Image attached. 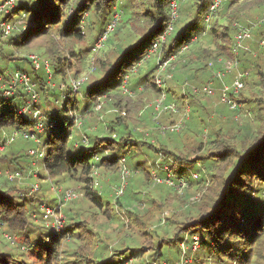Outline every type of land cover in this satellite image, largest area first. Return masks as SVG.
<instances>
[{
	"label": "rangeland",
	"instance_id": "1",
	"mask_svg": "<svg viewBox=\"0 0 264 264\" xmlns=\"http://www.w3.org/2000/svg\"><path fill=\"white\" fill-rule=\"evenodd\" d=\"M78 1L79 0H69V2L63 4L64 10H66V14L68 13L66 16L69 15L70 8L72 6H75ZM226 1H229L230 5L226 6L225 8L223 7L220 13L218 12L213 22L211 23V28H215L214 33H211L209 37L205 36L201 40L203 42L200 41L203 46L206 45V47L204 48L208 49L209 47V61L215 62V66L209 65V69L212 70L214 75L217 70L221 69L222 65L218 62V59L221 55L218 54L219 52H217V50L226 53L229 51L234 41L236 30L235 25L242 24L251 26L254 32V40L251 42V46L253 48L250 49V51L253 52L252 54L254 58L249 61V64L247 66L244 65V58H242V69L250 73L249 80L256 77V69L260 70L263 79L261 82L262 86L256 83V87L254 90L259 95L264 96V47L260 45V40L264 37V23H258L259 18L264 13V0ZM124 2H127V0H116L113 8L115 6L118 7V5L120 6V8H122L121 4H123ZM130 2V6L128 7L130 9V14L126 15V11L123 10V17L120 21V23L124 21L122 24V29L126 22H128V25H130L127 26L125 30L113 31L108 37L105 48L97 53L90 54V48H92V46L94 45L96 39L103 31V28L101 29V26L98 23L100 21V15L97 14L94 10V7H92L90 9V16L88 14L89 19H87V24L86 18L82 23V29L84 30L86 36H69L62 38L59 37L60 35L57 30H53L44 37H39L37 39L35 38L32 42H29L21 48L19 46H15L14 40H11L12 43L10 40L9 42L5 41L0 46L2 48V50L0 51V65L1 67L9 69L19 68L33 76L34 70L31 65V61L22 59L28 54L35 52L45 58L49 57L51 58V60H58V58H61V60L63 61L65 60L64 62L67 63L66 71L68 72V74L64 75V77H66L65 80L61 76L55 74V82L57 84V87L55 88L57 89H51L49 92H47L45 89L42 90V92H40L41 99L39 102V106L43 111H47L48 109L51 110L52 108H65V106H63L62 104L66 101L65 96L67 95V90H58V86L61 83H65L66 85H68L70 84L71 80L85 75H89L90 82L91 79L95 80L97 78L96 76L103 75L104 71L109 66L102 72V74L101 71L100 73H98L101 68L100 66L107 63L108 65H110V63L116 60L115 57L117 53L119 54L120 50L128 47L130 44L136 41V39L131 41L133 38L125 39V37L127 36L126 33L130 29L134 28L138 32L137 34H139V31H143L147 27L148 17L146 16V13H150L154 10V0H131ZM24 3H26V0H16L17 6ZM196 15V0L181 1L179 18L176 22L175 30L173 31V34L172 36H170L169 40H171L173 36L178 33V30L182 26H186L189 21L196 17ZM4 17L2 19H4ZM125 17H129L130 20H124ZM15 18H17V14L14 15V19ZM20 18L23 19V16L21 15ZM23 22H25V20H23ZM226 26H228V29H226ZM201 28H204V25L202 26V24H200L196 31H199V29ZM224 30L230 33L229 40L226 43L223 41ZM136 35L134 38H137ZM189 37L190 33L187 38ZM224 43L225 46L221 50H219L221 45L223 46ZM194 48L193 51H191V53H193L192 57L197 54V46H195ZM4 53H6L7 55ZM10 53L15 54V56H10ZM187 55L188 53L180 55L172 62V65L175 66V69H169L170 71L174 72V77L170 81H176L175 78L178 72L179 63H184L186 61ZM155 58V56L149 58L142 68L138 69L137 72L130 75L129 86L133 91V96L130 97L129 94L122 93L124 97L131 99L132 101L129 106L125 107L121 111V113L126 118H131L133 122H131L130 125V121L126 120L129 124V128L119 125L115 126V129H117L116 131L121 134L125 130H128L132 133L135 140L143 142L139 143V146H133L134 148L132 149V153L127 155V164L132 172L129 177V185L124 195L125 197L122 196V199L117 198L113 190V187L116 186V184L119 182L120 176V170H118L117 165L111 166L109 168H104L103 166L100 167L99 180L101 186L99 187V189H93V191H97L101 194L105 207H98L95 206V204H93V202L86 196V183H84L83 180H79V176H76V172L75 175L74 173H49L43 167L41 161L42 159H38V157L35 156L37 152L43 151V143L41 144V147H38V142L31 139L28 140L18 134L13 142L8 145L6 144V148L4 150H0V192L4 193L2 195L3 198L0 200V202L3 203V205H0V253L3 252L5 254H8L9 257L18 260L15 263L20 262L19 264H57L63 263V258H65L64 260H66L68 264H72L74 260L72 258V255L75 256L74 251L77 249L75 246L78 245V243L74 245L71 243L73 237L71 236V234L67 233V230H65L64 227L66 225H70L69 222L71 220L80 219L85 220V223L89 227H91L95 232L99 233L100 238L104 240L103 243L106 244V251L103 255H101V257H98L99 250L96 249H100L103 243H101L99 247H97L96 243H94L95 247L93 244L92 249H90V246H88L87 244H84V246L86 247L82 251L84 253V256L81 260H79L78 264H82L83 259L87 260L85 258L91 256V254L94 257L95 261H86L88 264H96L101 258L108 257H110L109 264H116L119 260L121 261V264H147L148 260L156 262V264H174L176 261L181 259L182 251L179 248L178 241L176 242L175 240H173L175 241L172 242L173 244H167V242L170 240L169 238L172 236L169 235V233L175 230L173 227L170 228L165 226L168 225L170 221L168 218L167 222L165 221V214L167 215V213L170 212L171 216L174 212H178L179 209H182L181 203L186 199V197L179 196L172 187H169L163 183L155 184L150 179L151 172L158 169L160 167V163L171 161L169 162V164H172V159L166 160L165 158H162L163 154H161L160 151L158 152L156 149V147L160 148L162 147V145H164V143L160 141L161 138L165 139V136H167L171 132H161V124L169 126L172 123L178 122L180 117L176 121H169L170 119H168L167 117L172 116L170 112L163 113L162 115L155 114L156 112L154 111L153 104L159 95L157 89L156 91H154L152 88L147 87L146 89L143 88V91L140 90L142 92H138L135 91L132 87V85L136 83L137 78L134 80L136 75L141 73L143 76L145 75V73L150 72L151 69H153V72L156 73L157 60ZM104 61L105 63L103 64ZM93 67L95 68L93 69ZM41 71V75L46 80L48 74L44 67L41 68ZM76 71H78V73ZM182 80L179 78V81L182 84H180L179 88L175 89L179 95L183 93L182 86L185 82H189L192 85H203L196 84L191 80H184L183 82ZM170 81L167 80V85ZM212 81L214 82V79L213 77H210L209 82ZM188 92L190 91L188 90ZM78 98H80L81 101L84 100V91L79 93V97H77V99ZM108 98H110V96L108 95L102 96L100 100L103 105L102 109L95 110V113L90 112V115L87 117H85V115H82L83 125L80 128L73 127V138H75L74 141L80 144L83 143V139H85V136H88V133L91 134V131L97 132L101 136H111L112 138H115V136H112V133H115L114 131H106L104 128V125L106 123H110L109 114L105 113L104 111L105 107L107 108L110 106L107 103ZM174 100L177 102L179 101V99L177 98H174ZM185 100L187 99L185 98L184 101ZM70 103L71 102H69L68 104L69 106L71 105ZM125 104L126 99H123V105ZM178 104H182L181 100L178 102ZM6 107V105L0 104V113H2ZM250 107L254 111L256 110V107ZM213 109L215 110L214 113H217L216 115H222V118L225 119L227 124L232 121L231 118H233L234 114L227 105H217L216 109ZM201 113L202 112H200V114ZM214 113L210 110L209 117H213ZM65 114L66 113L64 112V110L61 111L62 116ZM202 117L204 118V120H206V122L201 123L200 119H198L196 125L190 130V134L193 133L194 142L192 144H189L179 139L177 148L175 149L185 152L186 145L192 146L205 141L206 145H203L204 152H209L210 156V153L212 154V152H217L222 148L219 143H209L211 136L210 119L208 118V115H204ZM94 126H96L95 129H93ZM14 131H16L15 128H7L6 130H3V132L0 133V140H4L2 138L7 139L9 135L12 136L14 134ZM36 133L43 139L48 136L47 130L44 132H38V130H36ZM180 136H182L181 138H183L184 135H179L176 133V137ZM89 138L90 137L88 136L87 143L89 141ZM70 140L72 141V139ZM250 140L251 138L249 139V141ZM71 141H68V152L71 159L75 161L80 158L77 156V154L80 155L82 153L83 147H76ZM147 142L153 143L155 147L150 146ZM229 142L232 145L237 144L238 146H240L238 142ZM84 144L86 143H83V145ZM112 145H114L113 141H109V143H104L100 148L94 149L93 151L98 152L101 156H103L104 153L106 155L107 150L108 155H110L114 150V147ZM91 147L94 148V145H92ZM46 152H49L47 148ZM184 154L185 153H181V155L183 156ZM87 156L89 158V161L94 160L93 154H88ZM189 159L194 158L190 157ZM180 165V163L174 165L175 171L178 176H182L187 172L190 173L191 171L196 170L192 169L190 165L185 164V167L191 168V170L186 169L187 172H184V169L182 171ZM225 165L226 163L219 165L220 169H218V171L224 169ZM160 174L161 176H164L163 171H161ZM37 185L39 186V188L35 189ZM57 186L66 191L74 190L78 194V198L74 201H60L59 194L53 189ZM255 186L264 188L263 185H259L258 182L255 183ZM199 187H202L203 190L198 189ZM220 187L221 184L216 181L207 191L206 189L208 187H204V183H194V185L191 186L192 191L189 192V195L192 196L191 198L196 196L200 197V193H197V191H200L201 194L205 191L209 193V201L210 197L216 194ZM129 189L131 192L135 191V193H133L132 195V198H134L132 200L129 198V194L131 193L129 192ZM164 198H169V200H165V202H163L165 204L162 203ZM121 200V203H123L124 206L120 205ZM126 200L127 202L129 201V203H127ZM5 202H9L10 205H4ZM46 205L55 208L56 211H58L59 217H62V219H64L63 226L60 227L59 230L53 228L52 222L47 223L43 220L42 208ZM152 205L153 208H161V211L156 215L154 222L147 221V223L143 225L145 226L146 230L149 229L151 232H155V230H157L158 228L159 231H163L161 233V237L163 238L162 250L164 256H157V260L152 256V254H154V251H156L157 244L161 243L160 238L158 242L150 239H147L146 241L145 239L148 238L147 236H150V233L148 232L144 234V236H142V231H140V229L136 226L138 219L145 221L149 219V214H146V211ZM23 208H25V210L27 211L26 217L28 221H26L25 223L21 221V223L17 224L19 219H23ZM104 208H108L106 214L103 213ZM202 208H204V206H202ZM128 210L135 211L132 219H130ZM2 211H5L4 218L6 220L3 222V217L1 214ZM180 213L181 211H179V213L177 214ZM176 220H178V216H175L174 220L172 221L174 222ZM12 221H14V226H12ZM162 221H165L166 223L163 225ZM178 226L180 225L178 224ZM50 233H57L61 235L60 245L58 246L59 253H54L55 258H51V255L49 257V255L47 254L48 250H46L45 246H42L43 243H41V245H36L33 251H29L28 244L32 245L33 243H35V240L38 236L53 243L54 237L51 236ZM130 233L131 236L133 235V237H126V235L128 236ZM194 234L198 236L197 233ZM9 236L14 237L15 240L10 239ZM124 237L130 244V246H128V244L122 245V238ZM260 239L259 241L261 243H259L258 241V243L255 245L258 251L257 256H253L252 261L248 264H264V231ZM141 241L145 243L146 247L144 249L145 254L143 257L140 256L138 250L133 251L132 249L127 248L140 245ZM25 242L28 244H26ZM93 250H95L97 253L94 254ZM208 252V250L206 253V249L204 250L203 248H200L199 251L192 257V264H221V262H224L223 264H241L239 262H234L233 260L230 261L228 259H226V261H222L212 253L209 255ZM188 256H192V254H188ZM126 257L128 258L125 259Z\"/></svg>",
	"mask_w": 264,
	"mask_h": 264
},
{
	"label": "trees",
	"instance_id": "2",
	"mask_svg": "<svg viewBox=\"0 0 264 264\" xmlns=\"http://www.w3.org/2000/svg\"><path fill=\"white\" fill-rule=\"evenodd\" d=\"M130 1L131 0H127V2L121 4V7L123 8L121 9L126 11V15L130 14V9L128 8L131 3ZM169 1L170 0H154V10L150 13H146V16L148 17V25L145 30L139 31V34H137L138 32L134 28H132L126 33L127 36L125 37V39L133 38L131 41H133L134 39H136V41L130 44L131 46L129 45L128 47L120 50L119 54L117 53L115 57L116 60L110 63V65H108L107 63L100 66L101 68L99 72H97L100 73L101 71V74L108 66L109 67L104 71L103 75H98L99 77L96 76L97 78L95 80L91 79L90 82L86 83L83 86L81 91H84L85 93L84 100L81 101L77 99L76 96H72L71 84L66 85L67 95L65 96L66 101L63 105L65 106V108H52L50 111H48L51 120L48 121L45 125V131H48V136L43 139L39 135V137L41 138V142L43 143V151L45 152V156L41 160L43 167L49 173H74L75 175L76 172V176H79V180H83L84 183H86V196L93 202V204H95V206L105 207L101 194L91 189V171L95 163L93 161H89L87 155H94V149L100 148L104 143L113 141V152L110 155H105L104 153L100 162L96 164L100 167L103 166L104 168H109L111 166L117 165L118 158L123 156L127 158V155L132 153V149L134 148L133 146H139V143H143L141 141L139 142L135 140L130 131L125 130L121 134L116 131L117 129H115V126L119 125L129 128V124L126 120L130 121V125L131 122H133L131 118H126L121 113L123 108L129 106L130 104L126 102L125 105H122L123 101L119 98L120 94L122 95L120 89L121 78L138 59H140L146 52H148V49L150 48L155 37L166 27L169 19ZM211 1L212 0H196V17L189 21L186 26H182L178 30V33L174 35L173 38L169 40V42L165 45L164 54L166 56L171 55L177 48V46H179L181 42L187 39L189 33L191 35V33L198 28L199 22L205 10L209 7ZM67 2H69V0H26V3L17 6L13 13V17L15 14H17V18H19L21 15L25 16L28 22L26 29L22 31H15L5 41L9 42V40H14L15 46H19L21 48L29 42H32L35 38L37 39L39 37H44L53 30H57L60 35L58 36L62 38L69 36H86L84 30L80 27V21L85 13L88 12L90 16V9L92 7H94L95 12L100 15V21L98 23L100 24L101 29L103 28L104 31L110 19L113 5L116 0H79L75 6H72L70 8L69 15L66 16L68 13L66 14V10H64L63 4H66ZM229 5L230 2L224 0L222 5L216 11L213 20L218 12L220 13L223 7L225 8ZM89 16L87 19H89ZM11 19L14 20V18ZM124 20H130V18L125 17ZM123 22H119L120 25L118 24L115 31L125 30L127 26L130 25H128V22H126L122 29ZM226 29H228V26H226ZM214 30V27H210L207 37H209L211 33H214ZM223 34V41L226 43L229 40L230 33L224 30ZM135 35L138 39L134 38ZM5 41H3L2 43H4ZM252 41L253 40H250L247 43V48L242 50L240 59L244 57L245 53H252L248 49V45H251ZM2 43H0V46ZM225 43L223 44V46L220 44L221 47L219 48V50H221L225 46ZM1 50L2 48L0 47V51ZM230 50L231 47L227 53L220 52L218 50L217 52H219L218 54H220L221 56L228 58V56L231 54ZM91 53L92 52L90 48V54ZM10 56L14 57L15 54H11ZM250 56H252V54ZM250 58L253 59L254 57L252 56ZM22 59L28 61L26 56ZM48 59L51 60V58L49 57ZM251 59L245 61V66L249 64V61ZM64 61L61 60V58H58V60H51L54 73L58 76H61L65 80L66 77H64V75L68 74V72L66 71L67 63H65ZM187 62H184L183 64ZM202 62L205 66L210 67L209 52L204 56ZM104 63L105 61L103 62V64ZM188 64H190V61L187 64L183 65L182 68H186ZM1 68L4 69L5 67ZM39 71H33V78H35V80L37 81L38 90L42 92V90L45 89L47 92H49L51 88L48 86L47 82L41 75L42 71ZM76 72L78 73V71ZM255 74L256 77L249 80L250 73L248 72V76L245 78V86L237 97L238 102L241 104V108L235 112L228 107L234 114L233 118H231L232 121L229 124H227L225 119L222 118V115H216L217 113H214L215 110L213 108L216 109V107L214 106L210 107L209 110L200 109L199 111L194 110L192 106L191 118L189 119L191 121L189 126L185 127L182 132H170L167 136H165L166 141L163 138H161L160 140L162 143H164V145H162V147L160 148L156 147L157 151H160V153L163 154L162 158H165L166 160L172 159V164L170 163V165L173 168L174 165L180 163V168L182 169V171L184 169V172H187V170H191V168L197 169V166L200 163L206 170L205 174L197 179L193 177L191 172H187L185 176L189 182V186L183 190L182 194L175 190L179 196L186 197V199L181 203L182 209H179L178 212H174L171 216L170 212L167 213V215L165 214L166 222L167 218L172 221L174 220L175 216H178V220L174 222H170L168 220V225H165L170 228L173 227L175 230L169 233V235L172 236L167 242L168 245L173 244L172 242L178 241L179 248L182 251L181 243L185 241L186 236L188 235L187 243L190 244L193 234L197 233L200 239V248H203L204 250L206 249V253L208 250L209 255L212 253L222 261H226V259H228L230 261L233 260L234 262L236 261L241 264H248L252 261L253 256H257L258 251L255 245L258 243L264 231V188L255 186V183L258 182L259 185L262 184L264 187V96L259 95L254 90L256 87V83L262 86L261 82L263 80L260 70L256 69ZM143 79L146 86H150L151 88L156 89L153 77V69H151L150 72L146 73ZM113 92H115V94L114 96H111ZM104 94H106V96H110V98L107 99V103L113 107L112 109H115L109 114L110 123H106L104 125V128L106 131H114L116 133V137L112 138L111 136H101L100 138L99 136H96L97 134L92 136L88 133V136L90 137L89 144L88 146L83 144L79 145L80 147H83V151L80 155L77 154V156L80 158L74 161L73 159H71L68 152V141H71L70 139H72L71 142H73V144L75 145V138H73V126L75 124V121L73 122L74 117L70 116L69 114L68 104L69 102H71L70 104L72 105V109L80 116L84 115L85 111L91 108V112L95 113V107L99 102L98 99ZM217 94L215 96L218 97ZM28 96V93H26L23 89H19L18 93L12 98L7 100H4L3 98L0 99V104L7 106L4 111L0 113V133L7 128H15L17 131L34 129V123H31L28 117L19 113V107L26 103ZM215 96H209V98ZM185 98H188L192 103V99L198 98V96H194L191 93H188L186 96L182 95V104L184 103ZM250 106H254V108L256 107V110L254 111ZM63 110L66 114L62 116L61 111ZM210 110L214 113L213 117H209ZM245 110H249L251 112V115H245ZM104 111L106 112V107L104 108ZM200 112L202 113L200 114ZM171 114V117H175V114ZM236 114L240 115L238 119L235 117ZM204 115H208V118L210 119L211 136L209 143H219L222 148L217 152H212V154L210 153V156L209 152H204L203 145H206L205 141L192 146L186 145L185 152L175 149L177 148L179 139L189 144H192L194 142V136L193 133L190 134V130L196 125L198 119H200L201 123L206 122V120H204V118L202 117ZM52 122L54 123L52 124ZM176 133L179 135H184L183 138H181L182 136L176 137ZM71 135L72 138H70ZM99 138L102 139V141H100ZM250 138L251 140L249 141ZM2 139H4V141L6 140L5 138ZM229 141L238 142L240 146H238L237 144L232 145ZM147 143L150 146L155 147L153 143ZM41 144H38V147H41ZM92 145H94V148L91 147ZM46 148L49 150V152H46ZM181 153H185L184 156L181 155ZM190 157L194 159H189ZM169 162L171 161L162 162L160 163V165ZM223 163H226V165L224 166L225 168L218 171V169H220L219 165ZM185 164L190 165L191 168H186ZM216 181L221 184V187L220 189H218L216 194L210 197L209 201V193L205 191V193L202 192V194L200 191H197V193H200V197H196L194 200L191 198L192 196L189 195V192L192 191L191 186L194 185V183H204V187H208L206 189L208 191ZM198 189L203 190L202 187H199ZM129 192H131L130 189ZM133 193H135V191L129 194V198L131 200L134 199L132 198ZM3 194V192H0V200L3 198ZM119 199L122 198L120 197ZM165 200H169V198H164L162 203L165 202ZM121 202L122 200L120 201V205L124 206ZM127 203H129V201ZM0 205H3V203L0 202ZM4 205H10V203L5 202ZM202 206H204V208H202ZM23 209V219H19L17 224L21 223V221L23 223L28 221L26 217L27 211L25 210V208ZM160 209L161 208L157 209V207L153 208L152 205L146 211V214H149V219H147L146 221L138 219L136 225L140 229V231H142V236H144V234L148 232L150 233V236H147L148 238L145 239L146 241L147 239H150L158 242L160 238L161 243L157 244L156 251H154V254H152V256L156 260L158 258L157 256H164L162 250L163 238L161 237V233L163 231H159L158 228L157 230H155V232H151L149 229L146 230L143 224H146L147 221L154 222L156 215L161 211ZM107 211L108 208H104L103 213L106 214ZM179 211H181V213L177 214L179 213ZM4 212L5 211L1 212L3 217L2 222L6 221L4 218ZM128 213L130 219H132L135 211L128 210ZM165 221H162L163 225L166 223ZM12 222V226H14V221ZM69 224L70 225H66L64 229L67 230V233L71 234V236L73 237L71 243L73 245L78 243V245L75 246L77 248L74 251L75 256L72 255V258L74 259L72 264H78L79 260H81L84 256V253L82 252L86 248L84 244H87L88 246H90V249H92L94 243H96L97 247H99L101 243L104 242V240L100 238L99 233L95 232L85 223V220H71ZM178 224L180 226H178ZM50 235L54 237L53 243L47 241V239L41 238L40 236L36 238L35 243H33L32 245L25 242L29 245V251H33L36 245H41V243H43L42 246H45L46 250H48L47 254L49 255V257L51 255V258H55L54 253H59L58 246L60 245L61 235L57 233H50ZM126 237H133V235L131 236L130 233L128 236L126 235ZM122 239V245L128 244V246H130L125 237ZM260 241L259 243H261ZM105 245L106 244L103 243L100 249H96L99 250L98 257H101V255L105 253ZM127 248L132 249L133 251L138 250L140 256L143 257L145 254L144 249L146 247L145 243L141 241L140 245ZM199 249L195 252L189 250L188 254H192L193 257L195 253L199 251ZM93 253L96 254L97 252L93 250ZM127 258L128 257H126L125 259ZM64 259L65 258H63V263L57 264H68V262ZM85 259L87 260L83 259L82 264H88L86 261H95L92 254ZM16 261L18 260L9 257L8 254H5L3 252L0 253V264L20 263H15ZM109 261L110 257L101 258L96 264H109ZM179 261L180 260L176 261L174 264H177ZM192 263L193 260L190 264ZM223 263L224 262H221V264ZM116 264H121V261L119 260Z\"/></svg>",
	"mask_w": 264,
	"mask_h": 264
},
{
	"label": "built area",
	"instance_id": "3",
	"mask_svg": "<svg viewBox=\"0 0 264 264\" xmlns=\"http://www.w3.org/2000/svg\"><path fill=\"white\" fill-rule=\"evenodd\" d=\"M181 1H169V19L166 27L155 37L150 48L148 49V52H146L140 59H138L133 64V66L130 67L126 74L123 75L120 84V89L123 93L132 95L128 87L130 75L137 72L138 69H140L148 61L149 58H151L152 56L157 57V71L154 76V82L159 89V95L153 104L154 111L156 112L155 114L162 115L163 113L170 112L180 115V119L176 123H172L169 126L161 124L160 130L161 132L163 131V133H166L168 131H182L186 127L187 121L191 118L192 113V106L188 100L184 102L182 107L179 106L177 102L168 100L166 82L167 80H172L174 77V72L169 70L175 69V66L172 65V62L178 56L187 53L195 42H197L201 37L207 34L212 18L218 8L222 5L224 0H212L209 7L202 16V21L206 24L205 29L201 30L199 33L192 34L190 38L185 39L183 42H181V44L174 50L171 55L165 56L163 53V49L168 43L169 38L176 26V22L178 21ZM16 6V0L0 1V43L7 40L15 31H22L27 27L28 22L25 19V16H23V19L20 17L14 20L11 19L14 18L13 13ZM122 15L123 10L119 7V5L118 7L115 6L111 12L110 19L105 30L99 35L94 45L92 46L93 53H97L105 48L109 35L113 31H115L120 20L122 19ZM3 17L4 19H2ZM85 18L87 21L88 12L82 16V19L80 21L81 28L83 27L82 23L84 22ZM23 20H25V22H23ZM258 23H264V13L259 18ZM235 27L236 33L234 36V42L231 46V57L218 59V62L222 65V67L215 72V78L222 82L219 89V102L221 104L227 105L232 111L236 112L241 108V104L238 102L237 97L239 96L241 90L244 88L245 78L248 76V71L242 69L240 54L243 49L247 48V43L250 40L254 39V32L253 28L248 25L236 24ZM260 45L264 47V37L260 40ZM26 57L28 61H31V65L35 72L41 70V68L44 67L48 74V77L45 81L51 89L57 87V84L55 82V73L50 59L45 58L35 52L28 54ZM209 65L215 66V62L210 61ZM94 68L95 67H93V69ZM231 74H233V79L231 82H227L226 78ZM89 79V75H85L71 80L70 84L73 96L77 97L79 95L81 89L86 83H88ZM182 87L184 94H187L188 90L195 96H213L216 94V88L213 82H209L204 85H192L189 82H185ZM66 88L67 87L65 83H61L58 86V90L60 91H65ZM19 89H23L29 95L26 103L20 106L19 113L28 117L31 123H34V129L15 131L14 134L12 136H8L5 141L0 140V150H4L6 148V144L8 145L13 142L18 134L26 139H32L40 144L41 138L36 133V130H38V132H44L46 123L48 121H51L47 111H43L39 106L41 94L38 90V85L35 78H33L32 75L28 74L22 69H3L0 66V99L3 98L4 100H7L12 98L18 93ZM100 100L101 97H99L98 99L99 102L95 107L96 110H100L102 108V102ZM69 114L70 116L74 117L73 122L75 121V124L73 127L80 128L83 125L82 116H80L72 109V105L69 106ZM245 115H251V112L249 110H245ZM235 117L238 119L240 115L236 114ZM53 123L54 122H52V124ZM70 138H72V135L70 136ZM87 140L88 136H85V139H83V143H86L84 144L86 146H88L89 144V141L87 143ZM81 144L75 141V146ZM106 155H108L107 150ZM35 156H37L38 159H42L45 156V152H37ZM93 158V162L95 164L93 165L91 171L92 181L90 186L91 189H99V187L101 186L99 180L100 166H97L96 164L100 162L102 156L98 152H95ZM117 166L118 170H120L119 182L116 184V186L113 187V190L115 196L117 198H120L124 196L127 191L129 185V177L132 171L130 170L127 164V159L124 156L118 158ZM161 171L164 172V176H161ZM205 172V168L199 163L198 168L191 171V174L195 179H197L205 174ZM151 181L155 184H166L167 186L174 188V190H177L179 193H182L183 190L189 186V182L186 176H178L175 169L169 163L160 165L158 169L153 170L151 172ZM38 188L39 186L37 185L35 189ZM53 189L59 194L60 201L67 202L78 198V194L74 190L66 191L59 188L58 186L54 187ZM196 197H193L192 199L194 200ZM42 209L43 220L47 223L52 222L53 228L59 230V228L63 226L64 219H62V217H59L58 211H56L55 208L49 205L43 206ZM9 238L15 240V238L12 236H9ZM187 238L188 235L186 236L185 241L181 243V259L177 264H190L193 258L192 256H188L189 249L195 252L200 248L199 236L194 234L192 236V241L190 244L187 243ZM147 264H156V262L148 260Z\"/></svg>",
	"mask_w": 264,
	"mask_h": 264
},
{
	"label": "crops",
	"instance_id": "4",
	"mask_svg": "<svg viewBox=\"0 0 264 264\" xmlns=\"http://www.w3.org/2000/svg\"><path fill=\"white\" fill-rule=\"evenodd\" d=\"M199 42L193 44V46L191 47L190 53L188 54V56L186 58V61L185 62H187V60H188V62L190 61V64H188V66L186 68H182V66L185 65V64H187L188 62L185 63V64L179 63L178 72H177V75H176V81H170L168 83V85L166 83V89H167V92H169L168 93V98H169L170 101H174V98L179 99V101L181 100L180 99L181 98V96H180L181 94L179 95L178 92L175 90L176 88H179L180 84H182V83H180L179 78L181 80L183 79L182 82L184 80H191L192 82H194L196 84H206V83L209 82V78L210 77H213L214 82H215V87L217 89V92L219 91V88L221 86V81L215 79L214 78V73L212 72V70L209 69L208 66H205L204 63L202 62L204 56L207 55V53L209 52V50H208L209 47H208V49H206V48H204V47H206V45L203 46L201 44V42H203V41H201L200 43ZM195 46H197V48H196V53L197 54L194 55V57H192V54L193 53H191V51H193V48ZM252 48L253 47L251 45H248L249 51ZM251 54L250 53H248V54L245 53V55L243 57L244 58V65H245V61L248 60V59H251L250 57L253 56V54H252V56H250ZM230 56H231V54L228 56V58ZM220 58H226V57L220 56ZM145 75H146V73H145ZM145 75L142 76V74L140 73V74H138V75L135 76L134 80L137 78L136 79V83L134 85H132V87H133V89L135 91L142 92L144 90L143 88L146 89L147 87H150V86H146V84H145V81L143 79ZM209 75H210V77H209ZM232 79H233V74L228 75L227 78H226V81L227 82H231ZM133 83H134V81H133ZM152 89L154 91H156L155 88H152ZM140 90H142V91H140ZM114 94H115V92H113L111 94V96H114ZM170 94H171V97H170ZM218 97H219V95H218ZM218 97L215 96V97L210 98V100H209V97H207V96H201V97L198 96V98H193L192 99V103L191 104H193L192 106H193V109L194 110H197V111H199L200 109L201 110H209L210 107H213V106L216 107L217 105H219V99H218ZM119 98L122 101H123V99H126V102L127 103H131V101H132L131 99H128V98L124 97L121 94H120V97ZM112 108L113 107L111 105L109 107H107L105 113L110 114L113 110H115V109H112ZM91 111H92V108L91 109H87L85 111V114H84L85 117L89 116ZM179 117H180L179 115H175V117H167V118L171 119L169 121H172V120L173 121H176V120L179 119ZM190 121L191 120L187 121L186 127L189 126ZM95 128H96V126L93 127V129H95ZM95 134H97L96 136H99L101 138V135H99V133L94 132V131H91V135L92 136L95 135ZM100 138H99V140L102 141V139H100Z\"/></svg>",
	"mask_w": 264,
	"mask_h": 264
},
{
	"label": "clouds",
	"instance_id": "5",
	"mask_svg": "<svg viewBox=\"0 0 264 264\" xmlns=\"http://www.w3.org/2000/svg\"><path fill=\"white\" fill-rule=\"evenodd\" d=\"M207 10V9H206ZM205 10V11H206ZM214 17V16H213ZM212 20H213V18H212ZM211 23H212V21H211ZM211 23H210V26H209V29H210V27H211ZM200 24H202V26L204 25V28H201V29H199V31H196V30H194L192 33H191V35H190V37L192 36V34H196V33H199L201 30H203V29H205V27H206V24H204L203 23V21H202V18H201V20H200V22H199V25H198V27L200 26ZM236 28V27H235ZM209 29H208V32H209ZM174 30H175V28H174ZM208 32H207V34L205 35V36H207L208 35ZM235 33H236V30H235ZM173 34V33H172ZM172 36V35H171ZM205 36H203V37H201L197 42H199L200 40H202ZM189 37V38H190ZM170 39V38H169ZM188 39V38H187ZM254 40V39H253ZM169 42V41H168ZM197 42H195V43H197ZM234 42V41H233ZM194 43V44H195ZM233 44V43H232ZM193 46V45H192ZM191 46V47H192ZM178 47V46H177ZM190 50H191V48H190ZM190 50L187 52L188 54H189V52H190ZM91 52H92V48H91ZM230 52H231V50H230ZM93 53V52H92ZM163 53H164V49H163ZM165 55V54H164ZM166 56V55H165ZM156 57V56H155ZM231 57V56H230ZM156 60H157V57L155 58ZM241 60V59H240ZM1 62V61H0ZM241 65H242V62H241ZM1 66V65H0ZM144 66V65H143ZM142 66V67H143ZM141 67V68H142ZM155 76V73L153 72V77ZM214 78H215V75H214ZM215 79H217V78H215ZM130 80V79H129ZM218 80V79H217ZM170 81V80H169ZM89 82V81H88ZM213 82V81H212ZM155 83V82H154ZM209 83V82H208ZM207 84V83H206ZM213 84H214V86H215V82H213ZM221 84H222V82H221ZM130 84L128 83V87H129V89H130V86H129ZM204 85V84H203ZM155 86H156V84H155ZM221 87V86H220ZM216 88V87H215ZM67 89V88H66ZM156 89L158 90L157 92H159V89L157 88V86H156ZM220 89V88H219ZM130 91H131V93L133 92L131 89H130ZM82 92V91H81ZM80 92V93H81ZM121 93H123L122 91H121ZM188 93H190V92H187V94ZM159 94V93H158ZM187 94H184V93H182L181 95H183V96H186ZM216 94H217V89H216ZM215 94V95H216ZM104 95H106V94H104ZM123 95V94H122ZM130 95V94H129ZM215 95H213V96H215ZM218 95H219V91H218ZM72 96H73V93H72ZM103 96V95H102ZM102 96H100L101 98H102ZM131 96H133V95H130V97ZM195 96V95H194ZM77 97H79V95L77 96ZM207 97H209V96H207ZM79 100H80V98H78ZM189 102H190V100L188 99V98H186ZM168 100H169V98H168ZM187 100H185V101H187ZM170 101V100H169ZM175 101V100H174ZM184 101V102H185ZM175 102H177V101H175ZM178 103V102H177ZM191 103V102H190ZM184 104V103H183ZM182 104V105H183ZM219 104H221L220 102H219ZM62 105H64V103L62 104ZM182 105H179V106H181L182 107ZM103 106V105H102ZM191 106H192V104H191ZM20 108V107H19ZM103 108V107H102ZM101 108V109H102ZM47 110V109H46ZM96 110V109H95ZM48 111H50L49 109L47 110V113H48ZM175 115H178V114H175ZM82 116V115H81ZM180 116V115H179ZM72 129V128H71ZM17 131V130H16ZM18 131H20V130H18ZM14 133V132H13ZM112 136H115L116 137V133H114V134H112ZM29 140V139H28ZM32 140V139H31ZM90 140V139H89ZM42 143V142H41ZM40 143V144H41ZM39 144V143H38ZM82 145V144H81ZM79 146V145H78ZM125 157V156H124ZM127 159V158H126ZM150 179H151V177H150Z\"/></svg>",
	"mask_w": 264,
	"mask_h": 264
}]
</instances>
